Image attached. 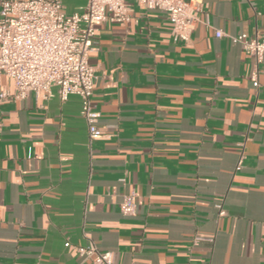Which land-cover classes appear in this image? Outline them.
I'll list each match as a JSON object with an SVG mask.
<instances>
[{"label": "crops", "instance_id": "0c3cea01", "mask_svg": "<svg viewBox=\"0 0 264 264\" xmlns=\"http://www.w3.org/2000/svg\"><path fill=\"white\" fill-rule=\"evenodd\" d=\"M125 2L88 57L100 137L76 95L0 101V264H90V242L115 264H264V63L230 40L264 36V0H201L188 42Z\"/></svg>", "mask_w": 264, "mask_h": 264}, {"label": "built area", "instance_id": "2783aa9c", "mask_svg": "<svg viewBox=\"0 0 264 264\" xmlns=\"http://www.w3.org/2000/svg\"><path fill=\"white\" fill-rule=\"evenodd\" d=\"M146 9L163 13L171 23L174 42H188L197 23L201 0H134ZM130 6L125 0H87L80 12L67 13L61 0H3L0 7V101L22 99L29 92L56 94L61 101L71 95L80 100L79 114L87 125L90 139L102 135L99 112L92 106L95 69L89 62L99 25L104 21H127ZM225 33L215 29L216 36ZM256 63H264V36L246 33L230 36ZM5 78L9 85L2 82ZM252 84L258 87L256 77ZM123 214H132L135 204L125 196ZM222 213V211H221ZM65 246L70 243L66 241ZM82 261L115 264L110 251L94 243L75 245Z\"/></svg>", "mask_w": 264, "mask_h": 264}]
</instances>
